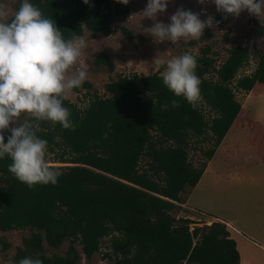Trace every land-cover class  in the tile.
<instances>
[{"label": "trees", "instance_id": "16d2710c", "mask_svg": "<svg viewBox=\"0 0 264 264\" xmlns=\"http://www.w3.org/2000/svg\"><path fill=\"white\" fill-rule=\"evenodd\" d=\"M30 3L54 20L65 39L80 36L84 29L108 36L114 18L129 11L128 4L112 0ZM225 19L220 12L214 21L221 24ZM121 31L129 41L130 32ZM200 51L195 57L201 99L195 107L167 89L160 69L146 75L118 74L106 84L107 95L93 96L82 109L65 99L75 130L27 118L37 136L47 141L48 162L60 164L50 166L61 175L55 185L29 188L8 171L10 158L0 159V231L28 230L23 247L10 257L12 264L24 257L39 258L43 264H77L74 243L89 259L108 235L112 257L103 255L109 264H238L235 242L222 222L189 231L191 220L170 212L180 207L179 193L195 185L229 129H242L253 150L264 156V126L250 124L232 91L264 90V52L251 54L244 45H232L215 68L206 56L208 48ZM249 58L254 60L252 71L237 76ZM94 64L113 70L105 51L95 55ZM173 99L179 100V107L171 105ZM4 135L7 142L10 132ZM189 137L210 143L201 151L205 159L199 166L188 159ZM142 155L147 158L145 168L138 166ZM64 241L68 245L63 255H44L43 242L57 248ZM9 247L0 236V253Z\"/></svg>", "mask_w": 264, "mask_h": 264}, {"label": "clouds", "instance_id": "9594fccd", "mask_svg": "<svg viewBox=\"0 0 264 264\" xmlns=\"http://www.w3.org/2000/svg\"><path fill=\"white\" fill-rule=\"evenodd\" d=\"M127 5L129 0H117ZM204 5L207 0H197ZM217 12L239 17L242 11L254 16L264 15V0H211ZM89 4V0H83ZM169 0H147L142 17L155 21L147 29L158 43L199 40L206 27H213L211 15L201 20L200 13L178 7L169 17L170 22L156 21L164 13ZM201 9V12H204ZM8 10L0 5V159L10 158L8 171L29 188L36 184H57L61 173L48 163L47 141L36 134V126L27 114L39 121L59 123L75 130L70 110L63 101L73 89L88 78V69L81 61L88 47L84 37L65 39L51 18L41 10L21 0L18 10L6 20ZM163 84L176 97H183L193 107L201 99V80L196 74V57L183 53L167 60L155 61ZM79 65V66H77ZM179 107V100L171 101ZM168 105H162L167 109ZM11 125V126H10ZM10 132L5 142V132ZM18 264H43L39 258L24 257Z\"/></svg>", "mask_w": 264, "mask_h": 264}, {"label": "rangeland", "instance_id": "374dc122", "mask_svg": "<svg viewBox=\"0 0 264 264\" xmlns=\"http://www.w3.org/2000/svg\"><path fill=\"white\" fill-rule=\"evenodd\" d=\"M115 1L117 0H112V3ZM20 3L21 0H0V5H3L9 12L8 17L5 18L6 20L14 15L15 11L18 10L20 6ZM146 4L147 0H129L128 13L114 18L111 24V32L108 36L92 34L86 29L82 31L80 36L86 39L88 47L84 50L81 61L88 69V78L79 88L73 89L72 92L68 94L67 100L69 102L74 103L79 109H82L86 106L88 100L93 98V96L103 97L107 95L105 91L106 84L118 74L130 75L134 73L136 75H146L155 72L157 70L155 63L157 59L167 60L185 52L198 57L201 52L200 50L207 47L208 53H206V56L213 60L212 64L216 68L228 55L227 49L232 45H244L248 47L251 54L255 50H261L264 52V15L257 17L249 14L247 11H242L239 17H233L229 14L221 24H216L214 21L213 27H206L199 40L181 39L176 43L170 41L158 43L147 31L155 21L147 17H142L141 14L146 7ZM181 6L186 10L200 13L199 18L201 20L207 19L208 15H211L214 20L215 16L220 13L216 11V7L211 0H207L204 5L199 4L197 0H169L166 11L164 13H158L156 21L169 23V17L178 7ZM201 9H204L205 11L201 12ZM121 28H125L130 32L131 39L129 41L123 35ZM99 51H105L108 54L113 65L112 71L109 72L104 65L94 64V57ZM253 67L254 60L249 58L238 70L237 76L251 72ZM211 76L212 74L208 75V77ZM85 83H88L89 86L84 85ZM232 84L233 83H231V86ZM232 91L234 93V98L239 103L241 109L249 114L250 124L251 122H256L264 126V111L259 114L253 112L256 107H259L258 110L264 107V96L262 97L260 95L261 93H264V90L255 94L252 91L244 92L232 87ZM201 106L206 116H211L207 106L204 104H201ZM261 115L263 117H261ZM28 117L30 116L22 114L19 118V122L22 123ZM250 124L249 126H252ZM256 131L259 132V130ZM221 143L222 146L221 144L219 145L221 148H218L217 150L219 152V149H221L220 152L222 151L223 156L216 154V159L220 160L224 157L221 167L216 166L217 161L209 164L210 168L215 165L220 172L230 171L233 159L235 160V158L241 155V153L247 152L251 148L248 137L242 129L230 130L224 135ZM209 144L210 143L207 142L200 143L195 137L188 138V159L194 166H199L200 162L202 160L204 161L205 158L201 151L207 149ZM48 163L50 165H60L58 163ZM146 164L147 158L142 155L139 159L138 166L139 168H145L147 166ZM187 188L188 187H185L184 190L180 192L182 200H185V195L188 191ZM237 190V187L233 188L230 186L229 188L226 187L221 192L212 191L210 193H215L225 200H236L238 203H241V200L239 199L241 198V195L240 197L237 196ZM246 192H251V188L247 187V189L243 190V194ZM210 193L205 194V196L212 199ZM182 203L183 204H180L178 209L171 211L170 213L174 218L183 217L191 220L192 223L188 224L189 231L193 226L201 227L203 225H209L208 215L200 214L198 211L189 209V205H187L185 201ZM211 204L212 202L210 201V205L207 206L212 207ZM251 205L254 206L255 204L251 203ZM217 208L223 210L222 207ZM27 235V229L9 230L4 232L0 231V236L4 238L10 246L5 252L0 253V264H12L10 260L11 255L15 252V248L23 247L21 239L27 237ZM109 239L110 235L102 237L98 251L93 253L89 259L84 257L80 246L77 243H74L73 247L79 255L77 264H109L110 261L103 255L107 252L112 257L111 248L109 247ZM42 245L44 248V255L46 256L53 254L63 255L66 251L68 241L62 242L57 248H51L47 246L45 242H43Z\"/></svg>", "mask_w": 264, "mask_h": 264}, {"label": "crops", "instance_id": "0c3cea01", "mask_svg": "<svg viewBox=\"0 0 264 264\" xmlns=\"http://www.w3.org/2000/svg\"><path fill=\"white\" fill-rule=\"evenodd\" d=\"M260 95L263 97L264 93ZM258 108H254L253 112L263 113L264 107L259 110ZM230 130L232 129L227 132ZM220 144L222 146L220 142L212 157L206 160L198 181L193 187L187 188L183 200L189 205V209L208 215L209 224L218 221L225 225L229 236L235 242L238 264H264V156L261 157L250 145L249 151L241 153L235 160L232 158L230 171L220 172L216 168V166L221 167L224 161V157L220 160L216 159V154L223 156L221 149L219 152L217 150L221 148ZM214 161H217L215 168L214 166L210 168L209 164ZM230 186L238 188L237 196L241 195L239 198L241 203L236 200H225L215 193H210L221 192ZM247 187L251 188V192L243 194V190ZM208 193L212 195V199L205 196ZM210 201L212 207L207 206L210 205ZM251 203L255 205L252 206ZM180 204L183 203L178 205ZM217 207H222L223 210Z\"/></svg>", "mask_w": 264, "mask_h": 264}]
</instances>
